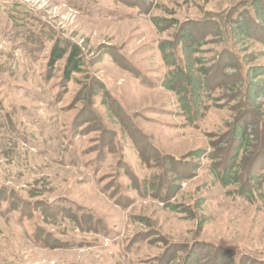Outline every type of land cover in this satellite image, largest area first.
<instances>
[{
    "label": "rangeland",
    "instance_id": "rangeland-1",
    "mask_svg": "<svg viewBox=\"0 0 264 264\" xmlns=\"http://www.w3.org/2000/svg\"><path fill=\"white\" fill-rule=\"evenodd\" d=\"M247 1L0 0V264H264L252 151L224 182L209 150L230 160L246 112L264 124V32L232 30L260 14ZM224 52L248 89L202 91L189 122L191 81Z\"/></svg>",
    "mask_w": 264,
    "mask_h": 264
},
{
    "label": "trees",
    "instance_id": "trees-1",
    "mask_svg": "<svg viewBox=\"0 0 264 264\" xmlns=\"http://www.w3.org/2000/svg\"><path fill=\"white\" fill-rule=\"evenodd\" d=\"M246 2H248L246 0ZM261 6V8H260ZM264 0H256L254 1V5L252 7V9H254L256 12L260 11V14H256V18H253L252 21H250V23L246 22V18L245 20L239 22V27L242 29H240L238 26L234 27L232 30H237L239 32H241V34H247V32H252L253 37L255 38L258 35V31H263L264 30L258 26V19H264ZM261 9V10H260ZM255 13V12H254ZM247 23V27L246 26ZM215 26V25H214ZM259 39V38H257ZM258 41L260 44L264 45V41L262 40H256ZM161 53L163 54V48H161ZM63 56V52L60 48H57V46H55L49 56V61H48V68L52 69L53 66L56 64V62ZM226 54L224 52V54L219 57L220 60L218 61V66L214 67V71H200V72H196V74L198 75L195 76V79H193L191 82L194 83V86L192 85V88L190 87V92L188 94V92L186 93V96L188 98L186 104L184 102H182V109L184 111V116L185 118H187V120L189 122H194L196 120V118L198 117V113L200 110V107L198 106V99H199V95L201 94L202 91L204 90H208L210 92L213 91H217L223 88H227L228 86L231 85H236L239 86V88L241 89V92L243 93V89H248L247 83L244 80L241 79V77L239 76V74H236L237 72L241 73V67L240 64H236L231 65V64H226V61H229L230 58L225 57ZM76 57V53H71L69 54L68 58H67V63L66 66L63 70V75H62V79L64 83H68L71 80L72 75L76 72V68L75 65L73 63L74 58ZM233 60H235V62H239V59L236 56H232ZM186 69H188L186 67ZM238 69V70H237ZM231 70V71H230ZM236 71V72H235ZM175 73L177 74L175 76ZM173 75H174V79H170L171 83L174 84L173 89H175V85L179 82L177 77H180L181 75H183L184 73V68L180 71H176ZM263 77V76H262ZM192 78V77H191ZM217 81V82H216ZM216 82L214 85H209L210 83H214ZM196 87L198 88H195ZM209 85V86H208ZM254 85V84H253ZM258 88V87H257ZM193 89L195 91H197V97L196 95H193ZM251 89V90H250ZM255 86H250L249 84V93L250 91L254 90ZM261 91H263L264 86L261 85L260 88H258ZM184 92L185 89H184ZM254 97V96H252ZM261 101V100H260ZM215 102V100H213V103ZM262 102V101H261ZM264 102V101H263ZM262 102V103H263ZM257 114L255 112H246L239 120H236V130H234V132H232L230 141H226L227 143V151L226 152H231L232 155L230 156V160H228V155L227 154H223L222 151L223 148L219 149V148H215L213 147V145L209 146V150H210V159L213 162L217 163V166L221 167V172L219 173V176H221V178L224 180V182L227 181V179H229V174H235V172L233 170H237V169H241L242 168V164L245 162L244 160L239 158V155L241 152L245 150H250L252 151V154L250 155V159L248 157H246L247 161L245 164L248 163V167H244V176L241 178L245 177V182L243 183V186L245 188L244 192L248 193V197H252L253 193H255V189L254 187H252V183H255V181H260V180H264V124H259L258 119H257ZM244 122V124H246V126H244L246 132H247V127H251V126H255L257 125V129H253L252 132L250 133V137L251 139L249 140V142H246V140L242 143V140H240V136H238L236 134L238 128L240 129L242 123ZM247 134L249 135V133L247 132ZM257 135L258 136V140H253V137ZM254 141H256L257 143H255ZM221 146V144H220ZM196 153V152H194ZM193 153V156L195 157L196 154ZM201 154V153H200ZM200 154L198 156H200ZM225 155V159H223L221 156ZM197 156V157H198ZM240 159V161H239ZM179 162H183V161H179ZM178 162V163H179ZM259 166H262V170H258ZM246 168V169H245ZM234 172V173H233ZM246 183V184H245Z\"/></svg>",
    "mask_w": 264,
    "mask_h": 264
}]
</instances>
